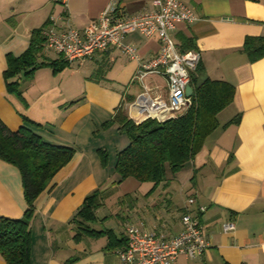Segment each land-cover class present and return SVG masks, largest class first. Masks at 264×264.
<instances>
[{"label":"crops","instance_id":"1","mask_svg":"<svg viewBox=\"0 0 264 264\" xmlns=\"http://www.w3.org/2000/svg\"><path fill=\"white\" fill-rule=\"evenodd\" d=\"M63 1L0 0V119L12 131L28 124L45 140L76 150L34 200L29 264H121L126 224L169 238L181 231L179 219L187 211L197 216L209 246L196 258L178 255L173 264H264V56L252 61L243 49L244 38L264 36V0H181L196 20L177 23L174 41L180 46L194 39L198 82L233 87L231 101L215 117L225 110L229 115L217 119V128L175 175L156 185L132 177L120 181L129 182L130 190L118 195L117 212L106 213L101 189L119 185L118 177L110 179L117 176L116 154L128 138L116 121L103 122L113 120L119 108L129 118L128 106L142 91L131 81L139 64L157 52V39L126 34L122 41L135 49L134 59L110 47L67 62L42 47L36 61L43 64L29 74L16 73L9 79L14 88L6 87L2 74L7 57L21 55L35 29L81 30L110 3L131 15L151 10L152 0H65L66 6ZM143 82L153 97L167 98L165 78L149 75ZM102 124L106 135L96 139L91 134ZM19 174L0 159L2 216L21 217L27 207ZM94 191L100 192L99 205L94 219L84 221L76 213ZM229 221L234 229L222 231ZM0 264H6L1 256Z\"/></svg>","mask_w":264,"mask_h":264},{"label":"trees","instance_id":"2","mask_svg":"<svg viewBox=\"0 0 264 264\" xmlns=\"http://www.w3.org/2000/svg\"><path fill=\"white\" fill-rule=\"evenodd\" d=\"M42 28L32 31L30 44L21 55L7 57V65L2 74L6 87L14 88L16 82L9 79L16 73L24 70V74H29L43 64L36 61L44 47ZM244 39L243 49L250 55V60L264 56V36H248ZM193 40L188 37L181 41L180 50L195 49ZM197 66L195 71L198 70ZM191 75L190 85L193 87V93L190 103L174 117L163 121L145 118L135 123L127 118L122 108L116 110L113 121L119 124V129L123 130L128 138V144L117 152L115 158L114 172L118 177L117 184L132 177L142 183L149 181L156 185L166 180L168 174L175 175L193 159L205 138L217 128L215 116L231 101L233 87L218 80L205 79L198 82L195 72ZM75 152V148L71 146L45 140L28 124H21L16 131H12L0 119V159L18 168L27 205L21 217L0 215V256L6 264L30 263L29 225L35 212L34 200L45 189L54 173L64 166ZM99 197V191L84 197L81 209L77 210L76 215L84 221L94 219L93 210L99 205ZM83 230L94 232L86 227Z\"/></svg>","mask_w":264,"mask_h":264},{"label":"built area","instance_id":"3","mask_svg":"<svg viewBox=\"0 0 264 264\" xmlns=\"http://www.w3.org/2000/svg\"><path fill=\"white\" fill-rule=\"evenodd\" d=\"M65 4V0L63 1ZM151 10L125 15L114 3L105 6L95 21L83 29L66 25L60 32L44 26L41 35L45 49L53 50L67 62L84 61L95 51L118 48L127 57L137 58L135 49L124 44L123 37L138 32L144 37H155L158 50L148 60L141 62L131 82L142 85V91L129 105L130 120L139 123L145 118L163 121L181 113L190 103L184 93L190 84L191 73L196 69L200 54L198 50L181 51L173 38L176 24L192 23L196 20L194 11L181 0H152ZM66 6V4H65ZM149 75H159L167 82V98L153 97L151 89L143 82ZM142 116L141 120L138 119ZM194 203L195 199H187ZM204 211V206H199ZM182 229L169 238L135 225L126 224L124 235L126 245L118 251L121 264H173L175 257L183 255L192 259L201 256L209 246L196 215L185 212L181 216ZM234 229L233 222L222 224V231Z\"/></svg>","mask_w":264,"mask_h":264},{"label":"rangeland","instance_id":"4","mask_svg":"<svg viewBox=\"0 0 264 264\" xmlns=\"http://www.w3.org/2000/svg\"><path fill=\"white\" fill-rule=\"evenodd\" d=\"M72 69L75 71L77 68H76V66H72ZM69 72L71 74H74L75 73V78L77 77V75L80 76L79 73L77 74V72H72V70L69 71ZM158 82H162V81H158ZM227 115H229V112H227L225 110L224 112H222L220 115L217 116L218 121L219 122H222L227 117ZM141 118H142V116H139V119H141ZM107 121L108 122H105L104 121L103 123H116L112 119L107 120ZM99 123H102V121H100ZM98 128H99V133L98 134H96L98 132L97 131L98 130L97 128H94L93 129V133L91 134V135H94V138H96V139H98V138L106 135L105 133H103V129H104L103 124L102 125H99ZM116 177L117 176L114 175L113 177H111L110 180H113ZM131 180L133 181V179H131ZM131 180H129V181H131ZM128 183L129 182H124V183H121V184L119 183L118 186L114 185V186L105 187V188L101 189L102 190V196H103L102 198L104 199V202H105L104 208L101 209L102 212H105L106 213V212H117L118 211V209L120 208V204L117 203V200L119 199L118 195H120L121 193H124V192H126L128 190H130L129 189L130 188V184H128Z\"/></svg>","mask_w":264,"mask_h":264},{"label":"water","instance_id":"5","mask_svg":"<svg viewBox=\"0 0 264 264\" xmlns=\"http://www.w3.org/2000/svg\"><path fill=\"white\" fill-rule=\"evenodd\" d=\"M192 91H193V87H192V85L189 84V85L186 86V89H185L184 93H186V96L188 98H190L192 93H193Z\"/></svg>","mask_w":264,"mask_h":264}]
</instances>
